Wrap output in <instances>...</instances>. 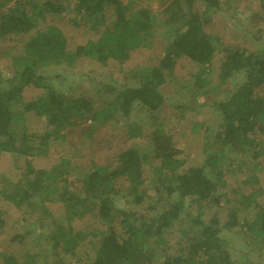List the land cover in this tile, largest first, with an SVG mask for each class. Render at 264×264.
Instances as JSON below:
<instances>
[{"label": "trees", "instance_id": "1", "mask_svg": "<svg viewBox=\"0 0 264 264\" xmlns=\"http://www.w3.org/2000/svg\"><path fill=\"white\" fill-rule=\"evenodd\" d=\"M70 8L79 17L75 22L90 33L84 44L71 46L66 25L49 22L67 15ZM219 10L220 0H170L162 11L164 17L131 0H18L2 10L0 41L21 35L24 42L20 54L11 57L13 74L0 89V155L22 156L25 166L4 181L0 230L7 222L4 205L16 207L35 218L13 241L22 243L28 228L52 227L50 247L76 257L90 231H74L62 222L92 211L105 227L92 233L93 241H88L93 254L87 264H239L226 246L224 231L237 235L252 252L261 248L264 188L254 175L243 181L255 182L244 193L231 172V161L238 160L239 168L252 162L264 171V45L249 51L222 42L219 34L225 35L229 27L224 21L215 22ZM258 14L264 16V0H260ZM142 48L153 49L149 67L143 74L133 72L138 84L116 89L113 98L101 86L66 97L41 70L71 66L79 59L123 64ZM182 56L199 68L192 75L195 94L208 95L214 79L218 86L233 89L214 103L221 118L217 149L207 153L200 164L185 167L172 138L158 124L150 136L155 148L150 160L159 163L152 168L150 185L143 175L146 159L134 147L122 151L111 169L99 165L85 169L80 182L89 198L67 193L73 165L69 153L62 157L63 169L55 176L34 166L33 158L57 153L51 148L64 138L62 131L80 126L83 120L106 121L117 111L129 116L135 104L149 110L161 107L168 78L178 80L174 68ZM31 84L44 91L25 100L23 91ZM105 87L113 91L111 86ZM36 120L45 121V132L30 130V122ZM19 125L22 132H17ZM225 156L234 160L224 164ZM117 197L124 199L125 206L117 205ZM54 203L65 213L61 222L51 209ZM191 206L198 211L193 212ZM206 210L212 211L208 220L204 219ZM175 237H179V249L171 253ZM58 257L66 264L60 254ZM3 264L21 263L4 252Z\"/></svg>", "mask_w": 264, "mask_h": 264}, {"label": "rangeland", "instance_id": "2", "mask_svg": "<svg viewBox=\"0 0 264 264\" xmlns=\"http://www.w3.org/2000/svg\"><path fill=\"white\" fill-rule=\"evenodd\" d=\"M16 1L18 0H0V13L5 8L13 6ZM131 1L133 4H139L150 12L158 14L159 17H164L165 14L163 15L162 11L170 0ZM220 4L222 10H219L214 16V20L215 22L224 21L229 27L226 34L224 33L225 35L222 32L219 34L222 35V42L243 46L249 51H257L261 48L264 45V16L258 14L260 0H220ZM71 9L67 10V15L48 21L58 26L66 25L64 29L71 39V46L84 44L91 38L90 33L85 25H78L75 22L79 20V17ZM23 42L24 37L21 35L0 41V77L2 78L0 89L6 87L7 82L5 80L13 74L11 57L20 54ZM152 52V48L134 51L131 59L123 64L111 61L107 65H102L89 59H79L71 66H49L42 67L41 70L52 77L55 88L66 97H72L80 90L93 92L101 86L102 89L100 90L113 98L116 89L126 85L135 86L138 84V79L133 78L132 74L135 71L138 74H143L147 70L153 58ZM198 70L196 63L186 57H179L174 68V75L178 80H173L171 76L168 78L165 90L162 92L164 103L161 107L156 110H149L135 104L129 116L117 111L106 121L83 120L80 126L62 131L64 138L56 140L51 148L52 151L57 149V153H52L45 158L32 157L34 166L37 169H45L55 176L58 171L63 169L62 157L69 153L70 162L73 165L70 169L71 173L68 174L71 183L68 184L67 193L89 198V193L87 194L82 190V183L80 182L85 169L91 165L111 169L117 164L122 151L134 147L140 150L143 158L146 159L143 175L149 179L147 183L150 185L153 174L152 168L158 163V161L153 163V159L150 160L155 154L150 136L158 124H161L164 133L172 138L175 147L179 150L178 158L185 161V167L200 164L207 153L217 149L215 137L221 127V118L218 116L219 113L214 103L228 97L233 89L228 85L218 86L219 81L214 79L216 82H213V87L209 86L211 91L208 95L199 96L195 94L192 75ZM123 77L125 78L123 79ZM215 84L218 87H214ZM106 85L111 86L113 91H109L105 87ZM43 91L44 89L31 84L25 87L23 96L25 100H32L41 95ZM29 127L32 132L40 134L47 130L44 120L32 121ZM22 128L23 126L19 125L17 132H22ZM261 136L264 138V133ZM230 159L225 156L223 163H228ZM24 161L22 156L0 155V200L4 197L3 185L4 181L8 179L6 177L10 178L13 174H17L25 166ZM231 164V172L239 180L241 190L244 193L250 192L255 182L249 181L248 184H243V181L254 175L259 177V184L264 188V171L261 168L255 167L252 162L248 165L243 164L239 168L238 160L233 163L231 161ZM11 178L15 179L17 176ZM116 200L117 205L125 206L122 197H117ZM51 206L57 220L63 221L65 213L58 208L59 203H54ZM4 207L7 222L5 227L0 230V264L4 263V252L11 253L21 264H63L58 254L65 259L66 264H74L75 262L87 264L89 256L93 254L90 250L92 244L89 246L88 241H93L94 234L92 233L105 227V223L93 216L92 211H85L82 216H72L71 220L66 219L62 222L64 224L69 223L74 231H90L87 234L88 240L79 248L75 257L66 255L64 251L55 252L50 247L51 242L48 240V233L52 227L43 229L35 227L34 230L28 228L30 232L27 233L22 243L13 241L16 234L25 232L35 217L10 205H4ZM191 208L195 213L198 211L193 206ZM211 213L212 211L206 210L204 219L208 220ZM49 221H45V224ZM222 237L232 259L239 264H243L242 262L246 260L264 264V244L259 250L252 252L250 246L244 241L242 242L234 233L224 231ZM177 238L179 237L173 239L171 253L179 249V246L176 245ZM30 256H32V260Z\"/></svg>", "mask_w": 264, "mask_h": 264}]
</instances>
